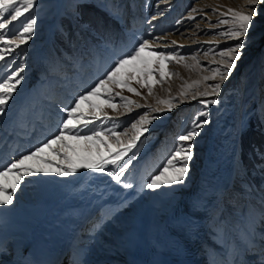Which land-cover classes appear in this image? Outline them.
<instances>
[{
	"label": "rangeland",
	"instance_id": "374dc122",
	"mask_svg": "<svg viewBox=\"0 0 264 264\" xmlns=\"http://www.w3.org/2000/svg\"><path fill=\"white\" fill-rule=\"evenodd\" d=\"M158 1L142 0V16L145 18L138 24L129 25L123 17L122 10L117 9L109 0H37L32 10V15L37 19L32 39L20 45L11 55H5V59L0 61V79L6 74H11L13 70L20 68L24 70V79L18 86L14 99L9 102L5 113H0V123L3 124L1 130L3 131L4 125H7L4 122H7L11 128L17 115L23 119L27 118L28 113L35 118L42 117L43 108L37 102L39 96L48 111L55 113L51 116L58 115L56 122H59L57 124L59 128L62 120L60 109L70 107L76 97L93 87L98 79L104 78L106 72L111 70L113 62L126 54H131L140 40H151V37L147 36V30L151 26L148 21L152 16L160 13L155 9ZM245 1L239 0L235 3L231 1L232 4H223L224 6L220 7L223 12H227L229 8L246 14L258 12L254 18V26L247 34V43L241 50V54L249 49H253L254 53L243 68L244 95L240 107L236 162V178L240 181L242 190L231 188L223 196L219 208L211 219L208 234L203 240V245L206 243L208 245L202 252L201 257L204 261L202 264H217L213 253L217 250L229 256L230 264H233L234 255L239 249L244 252L246 260L256 264L259 257L253 255L257 252V245L264 242V4H260L258 9H253L248 6L249 2ZM207 12L213 18V21L208 22L209 25L217 27L216 29H226L227 26L216 23L220 18L218 12L214 13L212 10ZM25 22L26 20L22 18L21 23L14 24L13 30L7 33V36L15 39L16 30L21 29V24ZM198 37L215 43L212 45L207 43L203 48H199L194 45L193 39L184 42L185 46L182 48L179 47L180 45L158 48L166 52L177 51L185 57V60L180 63H169L167 69L173 74L163 83H155L151 94L147 88H141L135 82L133 86L141 95L117 87H114L113 91L121 92L140 105L164 109L167 105L159 101L173 96L179 97L186 84L200 81V87L196 91H203L208 83L219 82V78L217 81H203V77L212 75L211 69L221 62L216 44L218 43L219 50H223L233 46L237 41L211 30L199 34ZM46 44L48 53L43 62L47 65V69L43 65V68L39 67L40 65L36 66L37 62L41 64L38 59ZM3 51H5L4 46L0 45V52ZM194 55L201 61L200 65H196L192 59ZM240 60L241 57L236 64ZM50 75L55 80L52 90H59L61 93L54 97L52 94L49 95L48 91L49 87H52L48 80ZM156 78L158 79V76ZM65 95L73 98L66 100ZM193 95L195 92L189 91L186 99L180 97L185 99L184 103L173 101L175 107L148 124V131L144 132L137 141V147L130 151V157L137 162L132 172L136 179L130 184L131 187H127L114 203L108 206L109 213L102 217V224L108 225L104 236L112 241L106 244L105 251L120 257L114 252L119 254L137 248L150 232L158 228L165 215L171 212L183 190L191 188L213 109V104L205 107L199 102L201 99H212L211 97L192 99ZM114 102L118 105L117 110L105 108V111L116 119L102 120L97 127L106 126L110 129L115 126L118 133L127 129V135L121 136L123 142H127L134 135L130 125L140 115H144L146 111L149 117L155 115L146 107L137 108L135 105L131 106L133 112L128 113L119 98ZM202 110L209 113L206 117L208 124L201 129L200 135L195 140L193 159L189 162L190 174L186 178V183L148 189L146 183L150 182L151 176L156 175L157 170L163 166V161L175 151L176 137L184 134L191 127L193 118ZM200 119L205 118L200 117ZM36 122L41 123L38 119ZM104 135L108 137V142L116 147L111 136L107 132ZM70 142L78 143L80 150L84 147L83 141ZM156 142L157 145L154 146ZM48 152L55 155L50 150ZM87 170L89 169H82L69 177L56 176L61 180L76 179ZM51 174L55 175V173ZM52 200H48L47 204L50 205ZM252 201L256 203L254 206L251 205ZM97 218L99 219L98 216ZM97 222L92 226L95 232L99 230ZM111 231H115L116 236L112 237Z\"/></svg>",
	"mask_w": 264,
	"mask_h": 264
},
{
	"label": "bare ground",
	"instance_id": "6f19581e",
	"mask_svg": "<svg viewBox=\"0 0 264 264\" xmlns=\"http://www.w3.org/2000/svg\"><path fill=\"white\" fill-rule=\"evenodd\" d=\"M231 1L239 2L159 0L155 9L160 13L148 21L151 25L147 30V36L151 37L150 43L157 48H168L185 46L184 42L194 39V45L203 48L207 41L198 37L199 34L217 28L208 24L213 18L207 11L216 8L218 13L223 12L220 7H223V4H232ZM109 2L122 10L129 25L138 24L145 18L142 16V0ZM245 2L248 3L249 0ZM192 8L200 11L193 12ZM190 15L196 16L194 22L186 19ZM205 16L209 19L201 18ZM177 21L181 23L177 24ZM153 37H163L164 41L158 42ZM171 41H176V44H171ZM249 50L240 55L241 60L222 83L219 95L210 96L218 103L213 104L206 138L198 158V170L191 188L183 190L175 205L173 204L171 212L165 215L157 229L142 240L139 247L119 254L114 252L120 257L104 250L106 244L112 241L104 236L108 225L102 224V217L109 213L108 206L127 188L125 185L135 181L132 172L137 162L132 160L119 182L108 174L119 171V165L112 164L107 165L104 173L87 170L76 179L61 180L51 173H41L38 177L31 178L23 191L17 190L18 196L13 195L12 205H0V264H37L42 259L41 255L47 261L63 260L70 255L71 264L204 263L201 256L208 244L203 245V240L208 234L216 209L228 190H242L240 181L236 178V162L240 107L244 95L243 68L254 55L253 49ZM39 65L40 62H37L36 66ZM48 91L52 95L57 93L52 87H49ZM43 111V124L34 123V119L30 117L27 120H30V124L23 126L25 130L16 125L11 131V137L6 136L0 128V165L11 163L53 136L57 116L48 117L46 109L43 108ZM19 122L21 124V121ZM2 125L0 123V127ZM24 136L26 137L23 138ZM48 155L55 156L49 152ZM130 155L129 151L124 160ZM50 199L53 200L48 205L47 201ZM96 221L99 227L97 232L92 229ZM31 231H35L33 237ZM111 232L112 237L116 236L115 231ZM257 246V252L253 255L259 257L256 264H264V242ZM240 251L239 249V252L235 253L233 264H251L245 259L244 252ZM213 253L217 264L231 263L229 256L218 250Z\"/></svg>",
	"mask_w": 264,
	"mask_h": 264
},
{
	"label": "snow or ice",
	"instance_id": "6c2138e0",
	"mask_svg": "<svg viewBox=\"0 0 264 264\" xmlns=\"http://www.w3.org/2000/svg\"><path fill=\"white\" fill-rule=\"evenodd\" d=\"M37 4V0H0V45L4 46L5 51L0 52V61L5 59V55H11L20 45L26 44L32 39L37 19L32 15V10ZM264 0H249V7L258 9ZM214 13L218 9H211ZM193 12L200 9L192 8ZM258 12L246 14L229 8L227 12H220L217 24L227 26L220 29H210L216 31L218 35L234 39L237 42L226 49L219 50L217 54L221 62L212 68V75L204 76L203 81H217L208 83L203 91H196L200 87V81L186 84L179 97H169L167 100H160L159 103L167 105L164 109H155L151 106L140 105L130 97L122 95L121 92H114L113 88L126 89L135 95H141L140 91L133 86V82L139 84L141 88H147L149 94L153 92L155 83H163L171 76L167 69L169 63H180L185 57L177 51L166 52L153 46L147 39L138 42L131 54H126L113 62L111 70L107 71L104 78L98 79L95 85L84 94L75 98L74 103L67 108L60 109L62 120L58 128V134L47 139L34 150L28 151L19 158L12 160L7 165H0V205H12L13 195H19L18 189H23L30 182L31 178L38 177L39 174L55 173L60 177H69L77 174L82 169L93 170L94 172L104 173L107 165H119V171L108 173L117 182L120 181L125 169L129 167L132 158H124L134 147L144 132L148 131L147 125L159 118L162 113L171 111L175 105L173 101L184 103L188 97V92L193 91L197 97L218 96L221 84L228 78L235 67L236 61L241 55V50L247 43V34L254 26V18ZM26 20L21 24V29L16 30V38L11 39L7 33L13 30L14 24L21 23V19ZM209 19L208 17H201ZM155 19V17H153ZM188 21L194 22L196 16L186 17ZM211 22V21H210ZM181 21H177V24ZM158 42H163V37H153ZM175 45L176 41H171ZM212 45L215 42H205ZM179 47H184L180 45ZM208 53H205L207 55ZM192 59L196 65L201 61L194 55ZM192 67V65H188ZM23 69L13 70L11 74L0 79V113H5L9 102L14 99V94L18 90L23 77ZM158 76V79L156 78ZM210 89V91H209ZM184 97L185 99H180ZM119 98L128 113L133 112L132 105L137 108L146 107L148 111L155 113L149 117L147 111L133 121L130 128L134 135L127 142L121 140L122 135H127L128 130L117 132V128H98L97 125L102 120L112 121L115 117H110L105 108L116 111L117 103L114 101ZM205 107L209 104H216V99H201L199 101ZM207 111H200L193 118L191 127L182 135L176 137L175 151L163 161V166L157 170V174L151 176L150 182L146 183L148 189H159L162 186H178L186 183L189 176V162L193 159V147L196 138L200 135L201 129L208 124L206 117ZM204 117L205 119H200ZM107 132L115 141L116 147L108 142ZM70 141L84 142L82 150L78 148V143ZM56 145L57 147H53ZM48 150L55 154L49 156ZM123 161V163H121ZM48 165V166H45ZM131 187V185H125Z\"/></svg>",
	"mask_w": 264,
	"mask_h": 264
}]
</instances>
